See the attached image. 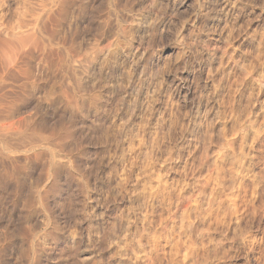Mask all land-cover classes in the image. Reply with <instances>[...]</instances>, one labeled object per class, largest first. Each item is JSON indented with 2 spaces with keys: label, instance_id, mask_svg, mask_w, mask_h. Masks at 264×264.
Instances as JSON below:
<instances>
[{
  "label": "rangeland",
  "instance_id": "rangeland-1",
  "mask_svg": "<svg viewBox=\"0 0 264 264\" xmlns=\"http://www.w3.org/2000/svg\"><path fill=\"white\" fill-rule=\"evenodd\" d=\"M0 264H264V0H0Z\"/></svg>",
  "mask_w": 264,
  "mask_h": 264
},
{
  "label": "bare ground",
  "instance_id": "bare-ground-1",
  "mask_svg": "<svg viewBox=\"0 0 264 264\" xmlns=\"http://www.w3.org/2000/svg\"><path fill=\"white\" fill-rule=\"evenodd\" d=\"M112 47V46H111ZM209 162V161H208ZM229 170V169H228ZM233 183V182H232ZM155 187V186H154ZM237 189V188H236ZM198 190V189H197ZM196 190V191H197ZM261 192V191H260ZM219 194V193H218ZM252 194V193H251ZM227 196V195H226ZM228 197V196H227ZM231 197V196H230ZM180 198V197H179ZM218 199V198H217ZM247 199V198H246ZM206 201V200H205ZM176 202V201H175ZM154 204V203H153ZM249 206V205H248ZM184 207V206H183ZM242 207V206H241ZM210 208H212V207H210ZM192 210V209H191ZM227 210V209H226ZM250 211V210H249ZM193 212V211H192ZM216 211H214L213 213H215ZM223 213V212H222ZM216 214V213H215ZM219 218V217H218ZM193 219V218H192ZM190 228V227H189ZM189 232V231H188ZM186 234V233H185ZM200 235V234H199ZM168 236V235H167ZM175 238V237H174ZM183 238H184V236H183ZM177 239V238H176ZM165 242V241H164ZM175 244V243H174ZM168 247H170V245L168 246ZM132 248V247H131ZM130 250H132V249H130ZM133 252V251H132ZM131 252V253H132ZM134 254V253H133ZM172 254V253H171ZM135 255V254H134ZM136 255H138V254H136ZM166 255V254H165ZM164 255V256H165ZM166 259V258H165Z\"/></svg>",
  "mask_w": 264,
  "mask_h": 264
}]
</instances>
